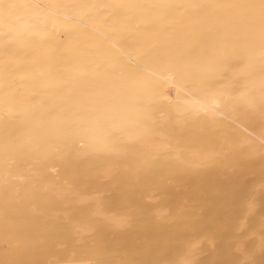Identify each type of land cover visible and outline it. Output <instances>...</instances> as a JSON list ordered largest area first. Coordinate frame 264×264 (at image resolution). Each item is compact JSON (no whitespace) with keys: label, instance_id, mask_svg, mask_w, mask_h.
<instances>
[{"label":"bare ground","instance_id":"6f19581e","mask_svg":"<svg viewBox=\"0 0 264 264\" xmlns=\"http://www.w3.org/2000/svg\"><path fill=\"white\" fill-rule=\"evenodd\" d=\"M0 264H264V0H0Z\"/></svg>","mask_w":264,"mask_h":264}]
</instances>
